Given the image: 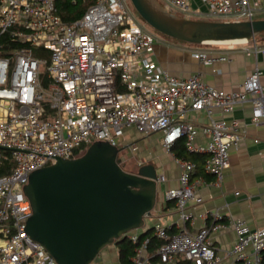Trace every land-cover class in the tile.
I'll return each mask as SVG.
<instances>
[{
  "label": "built area",
  "instance_id": "obj_1",
  "mask_svg": "<svg viewBox=\"0 0 264 264\" xmlns=\"http://www.w3.org/2000/svg\"><path fill=\"white\" fill-rule=\"evenodd\" d=\"M157 1L187 19L245 21L264 12V0H200L195 9L191 0ZM55 2L0 0V34L8 33L21 44L12 59L0 57V160L13 162L11 172L0 178V264H56L26 232L32 209L23 187L31 172L57 158L76 157L79 145L105 141L119 147L130 129L143 136L162 133L166 152L183 139L187 153L205 155L203 170L220 186L230 165V150L244 135L237 122L225 117L235 106L248 103L251 123L264 127V66H256L235 91L210 86L198 73L176 77L154 60V46L163 37L144 29L127 0H92L70 23L56 13ZM200 45L225 47L218 52L191 50L192 58L204 65L230 62L229 52L237 48L248 56L264 55L258 39ZM36 48L48 56L35 57ZM194 113L203 115L201 130L208 138L203 145L194 142L198 130ZM122 147L130 153L137 150L135 142ZM174 162L180 168L178 186L164 195L174 202L179 220L185 221L187 204L201 202L190 184L196 164L175 156ZM211 216L212 223L194 233L182 227L169 234L164 226L154 225L153 236L161 242L160 261L173 262L180 255L193 264L217 262L211 236L225 225L218 222L219 212ZM226 225L236 234L230 250L233 260L263 264L264 226L250 228L233 218ZM124 236L134 244L132 263L144 264L149 237L141 239L137 230Z\"/></svg>",
  "mask_w": 264,
  "mask_h": 264
},
{
  "label": "water",
  "instance_id": "obj_2",
  "mask_svg": "<svg viewBox=\"0 0 264 264\" xmlns=\"http://www.w3.org/2000/svg\"><path fill=\"white\" fill-rule=\"evenodd\" d=\"M155 32L192 45L252 41L264 18L245 21L187 19L157 0H129ZM116 147L94 141L79 156L57 158L31 172L23 192L32 214L26 232L56 264H90L99 252L144 226L156 204L158 175L152 164L125 171Z\"/></svg>",
  "mask_w": 264,
  "mask_h": 264
},
{
  "label": "crops",
  "instance_id": "obj_3",
  "mask_svg": "<svg viewBox=\"0 0 264 264\" xmlns=\"http://www.w3.org/2000/svg\"><path fill=\"white\" fill-rule=\"evenodd\" d=\"M199 7L200 0H191L192 9ZM261 15H264V12H259L257 18H261ZM258 42L264 45L263 40H258ZM224 48L222 45L181 46L163 38L161 43L154 46V60L176 77L183 78L198 73L203 81L210 86L224 91L239 90L243 81L256 66H264V55L258 53L248 56L237 48L233 52H229L232 58L230 62L204 65L192 58L190 54L193 49L218 52ZM225 118L228 121L237 122L244 130V135L239 140L237 148L230 150V165L224 173V179L220 186H216L213 177L203 170L204 154H195L201 157L181 156L196 164V168L190 176V184L194 185L195 195L201 198V202L198 204L194 201L187 204L185 208L187 219L185 221L179 220L174 202L166 200L164 195L167 189L178 186L180 168L174 162L175 152H166L158 142V145L155 146L159 148L153 147L155 140L161 142L162 133H152L143 137L142 139L145 141L139 145L136 143L139 140L133 141L137 145L136 151L142 157L139 166L152 164L157 175L164 176V180L157 183L156 204L151 216L144 220L142 228L137 229L141 239L152 237L153 226L156 224L164 226L169 234L178 232L182 227L194 233L202 225L209 226L212 223L211 213L217 211L222 216L218 222L225 227L220 228L211 236L212 247L218 259L214 264H235L239 261L233 260L230 250L236 241V234L231 227L226 225L229 218L241 219L250 228L264 226V127L251 123V107L248 103L235 106ZM192 119L198 129L194 142L203 145L208 140L201 130L203 115L194 113ZM151 136L154 138L148 140ZM256 139L257 142H254ZM179 140H182L184 144L183 139ZM177 141L175 143L178 144ZM148 245L143 252L144 264H179L183 260L182 256L176 255L173 262L162 263L157 254L158 246L148 247ZM125 247L124 240H118L104 247L99 252V260L90 264H133L134 247L132 255L123 257Z\"/></svg>",
  "mask_w": 264,
  "mask_h": 264
},
{
  "label": "trees",
  "instance_id": "obj_4",
  "mask_svg": "<svg viewBox=\"0 0 264 264\" xmlns=\"http://www.w3.org/2000/svg\"><path fill=\"white\" fill-rule=\"evenodd\" d=\"M90 3H92V0H56L55 2L56 13L62 18V20L65 23H70L74 21L75 19L79 18ZM258 40L264 41V33L258 36ZM20 46L21 44L9 38L8 33L0 34V57H6L9 59H12L15 50H17ZM34 56L35 57H47L48 52L44 49L36 48L34 49ZM42 84L44 86L48 84V81L45 79V77H43L42 79ZM177 142L178 144L175 143L170 149L171 152L172 151L175 152V155H176L175 157H181V156L201 157L200 155H195L198 153H194V154L190 153L189 155H187L188 153H186L185 151V147H184V144L182 143V140H178ZM2 153L4 155L8 154L6 151H3ZM193 159H196V158H193ZM12 166H13V162L11 160L9 159L0 160V178L8 175L11 172ZM124 238L126 237L124 236ZM123 240L126 246L123 250L124 251L122 254L123 257H125V255L127 256L132 255L134 244H132L130 240H127V238ZM149 240L150 241H149L148 247H150L151 245L159 247L161 243L160 240H158L153 235L152 237L149 238ZM261 255H262V263L264 264V250L262 251ZM179 264H191V261L183 259L182 261L179 262ZM235 264H241V263L236 262Z\"/></svg>",
  "mask_w": 264,
  "mask_h": 264
},
{
  "label": "rangeland",
  "instance_id": "obj_5",
  "mask_svg": "<svg viewBox=\"0 0 264 264\" xmlns=\"http://www.w3.org/2000/svg\"><path fill=\"white\" fill-rule=\"evenodd\" d=\"M127 3H128V6L129 8H132L133 12L135 13L136 17L138 18L139 20V23L144 27V29H146L147 31L151 32V33H156L158 34L159 36L163 37L164 39H166L167 41L169 42H172V43H176V44H179L181 46H191L192 44H188V43H185V42H181V41H176V40H173L169 37H166L162 34H159L157 32H155L152 28H150L139 16L138 14L136 13V11L133 9L131 3L129 0H127ZM179 16V15H178ZM264 15H261V18H263ZM258 39V38H257ZM192 46H195V45H192ZM205 47V45H196V47ZM43 68L41 67L40 68V72H42ZM143 135H139L138 133H136L133 129H130L126 132L124 138H123V142L121 143V145L119 147H122L124 145H127L133 141H136V140H139V141H136V143H141V142H144L145 140L142 139ZM154 138V136H151L148 140H152ZM160 143L161 145V142L159 140H155V144H153L154 148L155 149H158L156 146L158 145L157 144ZM156 145V146H155ZM89 145H86V144H81L79 145L78 147L75 148V154L77 155H81L85 150L86 148L88 147ZM162 146V145H161ZM140 147V146H139ZM140 151V150H139ZM8 153V152H7ZM7 156H9L7 154ZM119 156L121 157L122 159V167L125 171H128V172H136L137 168L139 167V163L142 162V157L139 155V153L137 151L133 152V153H130L129 152V149L128 148H123L120 150L119 152Z\"/></svg>",
  "mask_w": 264,
  "mask_h": 264
}]
</instances>
